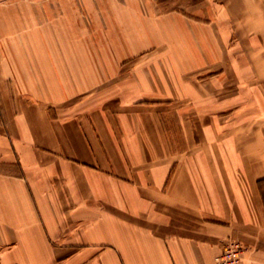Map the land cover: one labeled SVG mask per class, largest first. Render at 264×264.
Instances as JSON below:
<instances>
[{"label": "crops", "instance_id": "1", "mask_svg": "<svg viewBox=\"0 0 264 264\" xmlns=\"http://www.w3.org/2000/svg\"><path fill=\"white\" fill-rule=\"evenodd\" d=\"M61 3L0 0V264H264V0Z\"/></svg>", "mask_w": 264, "mask_h": 264}, {"label": "rangeland", "instance_id": "2", "mask_svg": "<svg viewBox=\"0 0 264 264\" xmlns=\"http://www.w3.org/2000/svg\"><path fill=\"white\" fill-rule=\"evenodd\" d=\"M20 1H23V0H20ZM73 1L76 2L75 4H76V7H77V18L74 21H72V22L74 23V25H76V27L78 29V32H77V40H78L77 43L78 44H77V46H78V50H79L78 51V56H79V62H80L81 60H85V55H86V53H85L86 52L85 51L86 46L85 45L93 46V43L97 42L96 41V36L94 37L95 40L93 41V37L89 36V35H91V32H87V30L92 29V25L93 24H95L97 22L101 23V21H93V20L90 19L89 14L86 11L87 5L85 3H82V0H63V2H67V4L63 5L61 3V5H63L64 7L66 6V8H69V6L71 5L70 2L73 3ZM12 5H13L12 7L15 10H17L18 12H21L22 5L17 4V3L12 4ZM24 5H25L24 6L25 9L27 7L29 8V11L32 10V11L36 12V10L40 9L41 11H43V9H44L43 5L39 6L38 9L34 8V7H36V4H31V3L27 4L26 3ZM53 6H54L53 5V0H46V5H45L46 10L48 9V10L52 11L53 10ZM58 6L60 7V5H57V8H58ZM177 6H179V5L177 3H175V2L174 3H168V4L164 5V9L165 10H169V9H172V8H177ZM60 22L63 25V26H61L62 28L66 24H67L66 27H68V21H65L64 19L62 21H60V20L54 21L53 19H49V20L46 19V21L44 22L45 26H46V29H47L46 30V35H47V37H49V39H51V41H53V35L50 34V33L53 32V31H51L50 28H53L54 25L56 27H58L57 24L59 25ZM13 23L15 25V33H14L15 38H20V39L29 38L31 40L35 39V37L32 36V35H37V31H38L37 19L33 18V19L26 20V21L25 20H21V19H13ZM23 29H26V31L23 30ZM58 30H61V29L59 28ZM24 32H26V33L24 34ZM75 34H76V32H75ZM63 35H64V33H63ZM32 37H33V39H32ZM67 37H70V36L68 35ZM49 39H47V41ZM82 39L84 40V42L82 41ZM23 43L25 44V43H27V41H25ZM94 91H96V90H94ZM88 97L91 98V95H84V96L80 95V96L76 97L75 99H73V101H70V102L68 101L66 103H63V108H71V107L73 108V107H76V106L80 107L81 104L85 103L88 100L87 99Z\"/></svg>", "mask_w": 264, "mask_h": 264}, {"label": "built area", "instance_id": "3", "mask_svg": "<svg viewBox=\"0 0 264 264\" xmlns=\"http://www.w3.org/2000/svg\"><path fill=\"white\" fill-rule=\"evenodd\" d=\"M244 248L239 242L228 240L219 255L214 258V264H245Z\"/></svg>", "mask_w": 264, "mask_h": 264}]
</instances>
